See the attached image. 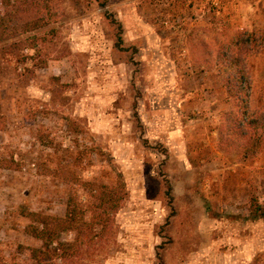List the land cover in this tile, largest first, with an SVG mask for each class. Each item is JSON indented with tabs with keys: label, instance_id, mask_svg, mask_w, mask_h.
I'll return each mask as SVG.
<instances>
[{
	"label": "rangeland",
	"instance_id": "obj_1",
	"mask_svg": "<svg viewBox=\"0 0 264 264\" xmlns=\"http://www.w3.org/2000/svg\"><path fill=\"white\" fill-rule=\"evenodd\" d=\"M51 27L45 64L0 50V264H34L42 244L25 212L63 216L75 193L92 204L52 170L128 193L102 248L57 264H264V220L250 213L252 199L264 203V143L248 160L222 148L234 107L209 59L254 34L245 64L264 112V0H65Z\"/></svg>",
	"mask_w": 264,
	"mask_h": 264
},
{
	"label": "trees",
	"instance_id": "obj_2",
	"mask_svg": "<svg viewBox=\"0 0 264 264\" xmlns=\"http://www.w3.org/2000/svg\"><path fill=\"white\" fill-rule=\"evenodd\" d=\"M64 2L65 0H0L1 53L13 57L19 65L36 61L37 65L45 64L43 56H48L60 35L59 29L51 26L61 17ZM97 2L102 8H108V0ZM105 18L116 31V48L120 52H127L122 23L108 10ZM42 30L47 31L36 33ZM242 36L237 34L233 40L222 42L217 49L210 51L209 59L219 71L220 80L234 107L227 114V121L219 128L221 146L227 153H236L248 160L256 157L262 150L264 112L253 111V78L245 64L246 51L250 49L248 45L254 44L255 35L248 34L246 40H242ZM2 124L1 120V131L4 130ZM15 165L16 162L11 160L4 167L15 169ZM51 175L66 183L73 180L74 185L87 187L92 204L88 208L84 207L75 193L70 196L63 216L36 212L23 214L27 223L25 233L42 244L40 248L31 250L34 264H57V260L71 262L85 253L102 248L110 239L115 217L128 196L123 182L116 186L93 184L69 177L58 170H52ZM169 196L172 200V195ZM250 213L254 218L264 220V203L252 199ZM68 234L75 235V242H62L63 236ZM158 259L163 261L161 255Z\"/></svg>",
	"mask_w": 264,
	"mask_h": 264
}]
</instances>
